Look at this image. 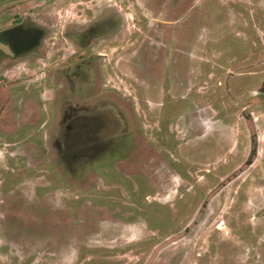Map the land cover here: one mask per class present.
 I'll use <instances>...</instances> for the list:
<instances>
[{"label":"rangeland","instance_id":"1","mask_svg":"<svg viewBox=\"0 0 264 264\" xmlns=\"http://www.w3.org/2000/svg\"><path fill=\"white\" fill-rule=\"evenodd\" d=\"M0 45V264H264V0H0Z\"/></svg>","mask_w":264,"mask_h":264},{"label":"flooded vegetation","instance_id":"2","mask_svg":"<svg viewBox=\"0 0 264 264\" xmlns=\"http://www.w3.org/2000/svg\"><path fill=\"white\" fill-rule=\"evenodd\" d=\"M29 39V38H28ZM28 39H24L23 41H22V39L20 40V41H17L18 42V45L20 46V47H22L25 43H27V41H28ZM30 42V41H29Z\"/></svg>","mask_w":264,"mask_h":264},{"label":"water","instance_id":"3","mask_svg":"<svg viewBox=\"0 0 264 264\" xmlns=\"http://www.w3.org/2000/svg\"><path fill=\"white\" fill-rule=\"evenodd\" d=\"M0 48H2V49H4V50H6V51H7V48L5 49V48H3L1 45H0Z\"/></svg>","mask_w":264,"mask_h":264}]
</instances>
